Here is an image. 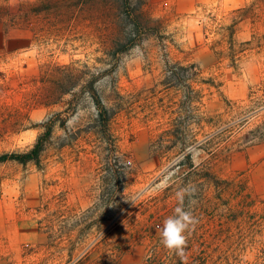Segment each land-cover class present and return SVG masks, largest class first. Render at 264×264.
<instances>
[{
	"label": "rangeland",
	"instance_id": "1",
	"mask_svg": "<svg viewBox=\"0 0 264 264\" xmlns=\"http://www.w3.org/2000/svg\"><path fill=\"white\" fill-rule=\"evenodd\" d=\"M121 1L0 0V155L54 122L38 163H0V264H183L160 229L185 187L187 264H264V0H130L134 44ZM186 65L191 112L166 73ZM90 86L116 112L110 140ZM201 117L211 142L179 166V137L159 135Z\"/></svg>",
	"mask_w": 264,
	"mask_h": 264
},
{
	"label": "trees",
	"instance_id": "2",
	"mask_svg": "<svg viewBox=\"0 0 264 264\" xmlns=\"http://www.w3.org/2000/svg\"><path fill=\"white\" fill-rule=\"evenodd\" d=\"M122 6L124 7L125 15L128 18L129 21H131L134 29L132 31V43L134 44L135 42H140L141 41V24L140 21L137 19V17L133 14L132 8L130 6V0H122L121 1ZM131 44H123V49H128L131 47ZM179 70V73L176 71ZM166 73H168L169 79L174 78L176 75H179L181 80H184L186 85L184 86V91H183V101L182 103L184 104V110L191 112L194 107H196V104L200 102V92L194 90V88L191 85V82H194L199 76H200V71L196 69L195 65H186V66H169L168 69L166 70ZM92 85V84H91ZM89 97L91 99V102L96 110V116L94 119L95 123V128L100 134V136L103 139H109L111 137L110 133V122L115 118L116 112L114 109L109 108L105 105L103 102L101 96L98 94L97 90L93 87L90 86V89L88 91ZM202 120H204V117L199 119L198 123H195L198 127V130L195 131L192 127V123L189 122V120L186 119L181 124V127L179 129V132H175V128L173 130L167 129L162 131L160 133V139H158L159 146L163 148V143L167 141V137H179L180 145H181V150L178 153V156H181L182 159H186L188 161L187 164H184L182 159L179 164V166L191 168L193 167L192 161H191V152L190 148L193 146H199L205 143L211 142V139L207 136L205 137L201 142L197 140L198 138V133L199 129L202 127L200 126ZM206 123H209L207 121ZM53 127H54V122L51 120L45 121L42 124V128L44 131L39 135L37 138L35 144L31 149H29L27 152L22 153V154H4L0 155V163L6 162V161H17L19 163H27V162H33V163H38L40 160L41 153L44 150V146L46 142L51 138L52 132H53ZM178 131V130H177ZM179 133V134H178ZM166 137V139H165ZM164 151V150H162ZM108 176H104V179L102 180V187L104 189L108 188L111 185V180L109 178L110 175H112L109 171ZM119 177V182L117 181V185L125 190L126 188V180H125V173L123 172H118ZM122 209V208H120ZM128 209V208H126Z\"/></svg>",
	"mask_w": 264,
	"mask_h": 264
},
{
	"label": "clouds",
	"instance_id": "3",
	"mask_svg": "<svg viewBox=\"0 0 264 264\" xmlns=\"http://www.w3.org/2000/svg\"><path fill=\"white\" fill-rule=\"evenodd\" d=\"M191 194L187 187L177 191L178 206L175 207L173 214L163 221L160 229L161 244L170 253L180 257L183 264H187L188 261L185 251L188 246V238L199 223L193 212L186 210L184 206L185 197L191 196ZM190 203H194V201H190Z\"/></svg>",
	"mask_w": 264,
	"mask_h": 264
}]
</instances>
